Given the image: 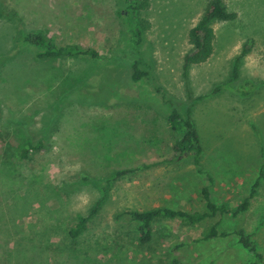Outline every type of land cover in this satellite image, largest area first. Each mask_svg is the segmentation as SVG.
Here are the masks:
<instances>
[{
	"label": "rangeland",
	"instance_id": "obj_1",
	"mask_svg": "<svg viewBox=\"0 0 264 264\" xmlns=\"http://www.w3.org/2000/svg\"><path fill=\"white\" fill-rule=\"evenodd\" d=\"M146 1L136 47L117 15L123 0H0V264H252L237 229L264 259V180L237 217L162 219L149 246L135 239L130 211H203L204 187L234 207L264 169V0H220L235 18L212 22V54L188 65L189 30L212 0ZM19 31L99 58L40 60ZM137 60L147 75L132 82ZM75 90L85 95L72 101ZM171 109L190 115L203 173L174 159ZM216 222L225 236L203 240Z\"/></svg>",
	"mask_w": 264,
	"mask_h": 264
},
{
	"label": "trees",
	"instance_id": "obj_2",
	"mask_svg": "<svg viewBox=\"0 0 264 264\" xmlns=\"http://www.w3.org/2000/svg\"><path fill=\"white\" fill-rule=\"evenodd\" d=\"M124 8L121 9L117 15L125 25L126 33L130 37L131 43L138 47L143 40L142 29L136 24V13L142 10L144 6H147L146 0H123ZM0 17L2 13L0 10ZM235 18L234 13L226 11L220 0H212L198 23L189 30L188 38L192 46V52L186 56L185 62L188 64H200L205 62L213 51L214 33L210 27L214 21H231ZM18 43L22 46H35L40 49L36 54V57L40 60H51L56 58H69V57H84L90 60L99 58V54L92 48L83 47L77 44H55L48 40L44 35L39 33H26L19 31ZM245 54V50L235 60L232 71V79L237 73V69L240 63L241 57ZM143 66L147 68V65H143L139 60L131 63L130 79L132 82H138L142 77L146 76V72H141L138 67ZM147 66V67H146ZM74 96L71 97L72 101H76V98L80 95H85L75 90ZM164 98V97H163ZM78 100V99H77ZM169 100V99H168ZM169 103L171 104L170 100ZM173 104V101H172ZM167 123L172 131L178 134L177 138L171 145V150L174 154V159L188 158L191 160L193 167L197 173H203L202 170V148L200 145L199 136L194 127V123L190 118V115H182L175 109H171L165 114ZM32 149L30 142L25 144V149L22 151L21 156L27 150ZM263 166L259 169L255 181L252 183L249 192L244 196L237 205L230 207L227 200H221L215 204L211 201L209 191L207 187L201 189V195L204 200L203 211H195L193 213L173 210L170 208H158L150 211L135 212L130 211L127 215L130 220L135 224V239L140 246H149L154 240V224L162 219L167 220H179L181 224L186 226L202 224L208 220L213 219L216 216L230 215L237 217L238 215L246 212L251 204V201L257 195V188L260 182L264 180ZM122 175L123 173H118ZM117 174V175H118ZM88 217L80 218L76 225L70 230L72 237L77 236L82 232L87 223ZM264 222V221H263ZM263 222L260 224L262 225ZM219 222L212 224L207 228L203 235V240L215 239L217 237H223L225 234L219 233ZM233 235L237 237L238 244L247 252L250 258H253L252 264H259L263 262V254L257 247L254 240L250 235H247L243 229H237L233 232ZM179 245L178 247H180ZM183 247V245L181 246ZM167 264H183L182 261L176 256L168 257Z\"/></svg>",
	"mask_w": 264,
	"mask_h": 264
}]
</instances>
